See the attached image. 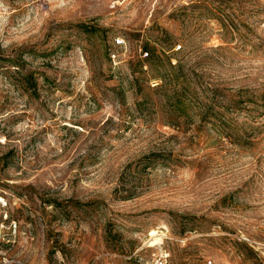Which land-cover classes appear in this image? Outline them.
<instances>
[{"label": "rangeland", "instance_id": "1", "mask_svg": "<svg viewBox=\"0 0 264 264\" xmlns=\"http://www.w3.org/2000/svg\"><path fill=\"white\" fill-rule=\"evenodd\" d=\"M0 194V264H264V0H0Z\"/></svg>", "mask_w": 264, "mask_h": 264}, {"label": "built area", "instance_id": "2", "mask_svg": "<svg viewBox=\"0 0 264 264\" xmlns=\"http://www.w3.org/2000/svg\"><path fill=\"white\" fill-rule=\"evenodd\" d=\"M123 43L122 40L116 39L115 40V46H120ZM111 60H114L116 58V54L111 53L110 55ZM7 201L5 200V197L0 194V215H2L3 218H6V208H7ZM169 255L166 252H158L155 255H153L152 260L149 264H169L168 257ZM202 264H215V262L211 259H205L203 260Z\"/></svg>", "mask_w": 264, "mask_h": 264}, {"label": "bare ground", "instance_id": "3", "mask_svg": "<svg viewBox=\"0 0 264 264\" xmlns=\"http://www.w3.org/2000/svg\"><path fill=\"white\" fill-rule=\"evenodd\" d=\"M151 235H152L151 237H152V239H153V241H154V242L152 241V243H153V244H156V243L158 242V239L155 238L156 233H155L154 231H152V232H151ZM158 235H159V234H158ZM159 238H161V237H159ZM160 241H161V240H160ZM151 245H152V244H151Z\"/></svg>", "mask_w": 264, "mask_h": 264}, {"label": "trees", "instance_id": "4", "mask_svg": "<svg viewBox=\"0 0 264 264\" xmlns=\"http://www.w3.org/2000/svg\"><path fill=\"white\" fill-rule=\"evenodd\" d=\"M109 56V55H108Z\"/></svg>", "mask_w": 264, "mask_h": 264}]
</instances>
